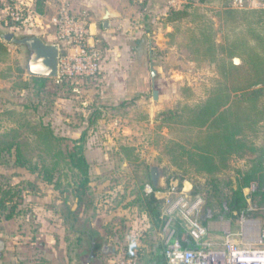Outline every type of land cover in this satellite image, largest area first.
<instances>
[{
  "label": "rangeland",
  "instance_id": "374dc122",
  "mask_svg": "<svg viewBox=\"0 0 264 264\" xmlns=\"http://www.w3.org/2000/svg\"><path fill=\"white\" fill-rule=\"evenodd\" d=\"M35 1H31L34 8ZM80 1L43 0L44 15L51 17L62 4L69 5L73 11L84 9L88 15L92 14ZM109 1L124 12L129 3L135 5L136 11L142 10L135 0ZM179 1L181 4L185 0ZM214 11L216 8H210L207 15L213 18L217 42L222 43V23ZM7 24L0 5V40L8 49L6 57L0 53V140L17 136V140L27 143L24 154L39 162L43 154L32 141L31 127L43 121L50 123L54 133L60 136L75 137L85 131V150L90 152L94 147L105 146L108 152L101 157L103 168L99 171L95 170L98 157L90 152V187L93 194L88 199L85 197L79 207L73 197L68 198L69 205L64 201L69 192L66 185L69 179H74L70 173L66 177L61 176L62 184L54 188L46 184L40 175L29 172L25 167L13 166L11 157L5 155L1 159L0 180L19 183L24 203L11 219L3 216L0 219V240L4 243L0 264H80L78 255L84 251V232L89 227L101 230V243L108 247V251L94 257V264H112L120 254H136L138 264H148L151 249L160 242L162 234L159 228L152 227L142 206L127 205L132 200V186L136 188L141 183L151 164L157 165L162 171V180L166 179L169 157L165 147L172 135L161 122L160 113L184 102L193 104L205 100L208 89L215 85L219 77L215 66L193 61L185 46L187 41L183 39L186 37L185 22L179 24L178 31L174 24L166 27L162 23L163 28L158 31L162 34L161 38L157 37L158 25H152L151 48L155 57L152 69L155 75L150 76V81L154 84L152 89L158 91L157 100H153L152 90H149L142 98L125 106L94 105L96 96L102 93L106 83L102 73L95 81L86 79L64 83L57 78H49L37 93L32 76L27 75L24 69L25 49L3 38L5 33L12 32ZM46 33L38 29L31 33L16 31L14 34H36L48 41ZM97 40L102 62L107 55V45L105 40ZM234 62L238 63L239 59ZM20 67L22 74L17 70ZM23 81L27 82L28 88H23ZM115 118L118 123L121 121L129 126L128 136L123 138L121 134H112L115 127L112 126V129L110 125ZM104 133H108V139L103 137ZM262 133L257 141L259 145L264 143ZM43 158L49 161V156L43 155ZM246 165L244 160H232L221 179L227 180L234 175L236 168H245ZM191 181L202 188L203 179L191 177ZM89 199L93 200V204ZM98 200L100 202L94 207V202ZM250 205L253 209L246 215L258 219L264 228V210L255 208L252 203ZM111 248L114 252L110 251Z\"/></svg>",
  "mask_w": 264,
  "mask_h": 264
},
{
  "label": "trees",
  "instance_id": "16d2710c",
  "mask_svg": "<svg viewBox=\"0 0 264 264\" xmlns=\"http://www.w3.org/2000/svg\"><path fill=\"white\" fill-rule=\"evenodd\" d=\"M35 5L36 11L44 14L43 0H36ZM215 6L219 7L214 12L222 23V43L216 41L214 22L207 15ZM163 22L174 24L176 31L185 22L183 39L193 61L213 64L219 76L208 89L205 100L184 102L160 113L161 122L172 135L165 152L174 169L169 170L165 187L185 177L191 182L190 193L203 196L205 212L218 211L236 218L251 213L247 210L244 190L254 184L251 203L264 210V143L257 142L264 132V7H233L231 1L224 0H185L179 7L168 9ZM0 53L8 55L1 40ZM234 59L239 62L235 63ZM17 70L22 74L21 67ZM49 80L31 77L37 93ZM22 85L28 88L27 82L23 81ZM31 129L32 141L45 157L49 156V161L43 155L39 162L29 159L23 150L27 143L13 136L10 140H0V162L7 155L13 166L40 175L54 188L62 184L61 176L70 173L74 179H69L66 185L69 192L64 201L68 204V198L73 197L75 205L81 206L85 197L88 199L93 194L85 156L86 132L75 137L60 136L54 133L50 123L43 121ZM235 159L244 160L246 169L236 168L234 175L222 180L221 175ZM191 177L203 179L202 188ZM146 183H151L148 167L141 183L136 188L132 186V200L127 205L142 206L152 227L160 228L163 222L157 199L143 191ZM88 201L93 204V200ZM98 202H94V207ZM23 203L19 183L0 180V219L2 216L11 219ZM173 230L181 246L191 247V237L185 236L181 219L174 220ZM183 237L186 238L182 240Z\"/></svg>",
  "mask_w": 264,
  "mask_h": 264
},
{
  "label": "built area",
  "instance_id": "2783aa9c",
  "mask_svg": "<svg viewBox=\"0 0 264 264\" xmlns=\"http://www.w3.org/2000/svg\"><path fill=\"white\" fill-rule=\"evenodd\" d=\"M32 0H0L2 12L10 24L12 33L16 31H46V42L59 48L57 79L73 82L90 79L95 81L101 74V53L98 40L89 31V15L86 10L73 11L67 4L58 7L51 17L40 14ZM179 0H166L168 9L179 7ZM233 7H264V0H232ZM254 184L248 193L254 190ZM191 182L183 177L175 179L167 187L154 189L146 183L143 191L154 195L160 209L164 228L170 227L176 218L193 240V247H183L173 238L174 230L162 241L166 264H264V228L256 218L241 214L238 218L241 229L238 233L224 229L221 242L204 239L206 229L198 227L193 217L204 208V198L190 193ZM247 210H252L250 195ZM136 254L117 255L112 264H138Z\"/></svg>",
  "mask_w": 264,
  "mask_h": 264
},
{
  "label": "crops",
  "instance_id": "0c3cea01",
  "mask_svg": "<svg viewBox=\"0 0 264 264\" xmlns=\"http://www.w3.org/2000/svg\"><path fill=\"white\" fill-rule=\"evenodd\" d=\"M135 1L140 3L142 7L141 11H136L135 5L131 3L126 5L124 12L121 7L113 6L109 0H81L79 2L81 5L88 7L92 12V14H89V31L92 37L94 39L105 40L107 45L106 59L104 58L101 62V73L106 83L101 91L102 93L96 96L94 105L125 106L134 103L139 98H142L149 90H152L153 82L150 81V72L155 57L151 48V39L153 37L151 36L150 29L153 27L152 25H158L157 37L161 38L162 34L160 35L159 32L163 28V17L168 8L166 6V0ZM105 7L113 13V16L109 19V27L107 29L102 28V16ZM215 7L219 9L218 6ZM211 19L213 21V18ZM164 24L168 27L170 23ZM112 126L115 127L112 134L116 133L119 136L121 134L123 138L128 136L127 134L130 131L128 125L121 123V121L118 123V120L115 118L110 125L113 129ZM103 137L108 139V133H104ZM90 152L95 157H98L95 170H101L103 168L100 165L101 157L107 154L108 148L105 146L94 147ZM90 152L88 149L85 150V156L88 162H90ZM173 169L169 165V170ZM241 169H246V166ZM89 174H91L90 163ZM163 184H165V180H162L161 188H163ZM249 195V203H251V194L248 193L247 188L244 190L245 199ZM238 218L219 214L218 211L205 212L202 209L193 217V222L198 227H204L206 229L205 240L221 242L224 236V229L229 228L234 233L240 231L241 226ZM159 229L162 234L161 239L151 249V259L148 261V264H166L162 241L168 236L169 230L173 229V224L166 229L162 224ZM188 235L189 233L186 229L185 236L188 237ZM173 238H175L174 234ZM185 238L183 237L182 240ZM189 246H194L192 239Z\"/></svg>",
  "mask_w": 264,
  "mask_h": 264
},
{
  "label": "water",
  "instance_id": "95a60500",
  "mask_svg": "<svg viewBox=\"0 0 264 264\" xmlns=\"http://www.w3.org/2000/svg\"><path fill=\"white\" fill-rule=\"evenodd\" d=\"M113 13L108 8H104L102 16V28L109 27V19ZM3 38L6 41H12L15 45L25 49L24 69L27 75L44 78L58 77V59L59 48L57 44L48 43L36 34L17 36L12 32L5 33ZM151 77L155 75V70L151 69ZM154 85V84H152ZM158 91L152 89V98L157 100ZM150 182L154 189H160L162 186V171L157 165L149 166ZM2 241V240H0ZM104 250H107V245H104ZM111 252L114 249L111 248ZM84 264H94L95 260L93 253L85 256ZM83 264V263H80Z\"/></svg>",
  "mask_w": 264,
  "mask_h": 264
},
{
  "label": "flooded vegetation",
  "instance_id": "af4514ba",
  "mask_svg": "<svg viewBox=\"0 0 264 264\" xmlns=\"http://www.w3.org/2000/svg\"><path fill=\"white\" fill-rule=\"evenodd\" d=\"M102 232L99 228H91L89 227L85 232H84V251H82L81 255H78V262L79 263H85V256L93 253V257H96L98 254H102L107 250H104V244L101 243L102 241ZM4 247L3 241H0V254L1 251Z\"/></svg>",
  "mask_w": 264,
  "mask_h": 264
}]
</instances>
